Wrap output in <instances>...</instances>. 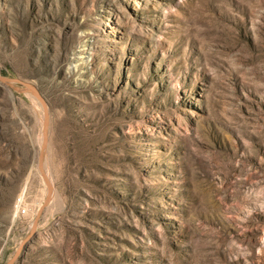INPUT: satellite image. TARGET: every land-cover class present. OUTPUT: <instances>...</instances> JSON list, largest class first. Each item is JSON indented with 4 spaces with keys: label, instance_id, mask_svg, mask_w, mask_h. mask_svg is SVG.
Masks as SVG:
<instances>
[{
    "label": "rangeland",
    "instance_id": "374dc122",
    "mask_svg": "<svg viewBox=\"0 0 264 264\" xmlns=\"http://www.w3.org/2000/svg\"><path fill=\"white\" fill-rule=\"evenodd\" d=\"M0 75V264H264V0H0Z\"/></svg>",
    "mask_w": 264,
    "mask_h": 264
},
{
    "label": "water",
    "instance_id": "95a60500",
    "mask_svg": "<svg viewBox=\"0 0 264 264\" xmlns=\"http://www.w3.org/2000/svg\"><path fill=\"white\" fill-rule=\"evenodd\" d=\"M0 81H2L3 83H10V82H18L20 84H22L23 86H25L26 88L30 89L40 100L43 108H44V122H43V144L41 145V149H40V153H39V157H38V166L41 170V173L43 174V176L45 177L46 181H47V184L49 186V190L47 192V196H46V200L44 203L47 202V200L49 199V195H50V189H51V186H50V182L46 176V173L44 171V167H43V159H44V152H45V147H46V143H47V129H48V123H49V114H48V110H47V107H46V104H45V101L43 100V98L39 95L37 89L31 85L30 83L28 82H24V81H21L19 79H14V78H8V77H4V76H1L0 75ZM40 211L41 209L39 210L37 216L40 214ZM35 228V223H34V226H33V229ZM19 249L15 252V255L10 259L8 260V262L6 264H13L15 258L17 257V255L19 254Z\"/></svg>",
    "mask_w": 264,
    "mask_h": 264
},
{
    "label": "bare ground",
    "instance_id": "6f19581e",
    "mask_svg": "<svg viewBox=\"0 0 264 264\" xmlns=\"http://www.w3.org/2000/svg\"><path fill=\"white\" fill-rule=\"evenodd\" d=\"M43 144V135H42V139H41V141H40V147H41V145ZM41 149V148H40ZM40 169V168H39ZM41 171V170H40ZM42 174V173H41ZM42 176V178H44V181L46 182V184H47V181H46V179H45V177L43 176V174L41 175ZM46 176L48 177V174L46 173ZM47 188H48V190H49V186H48V184H47Z\"/></svg>",
    "mask_w": 264,
    "mask_h": 264
}]
</instances>
